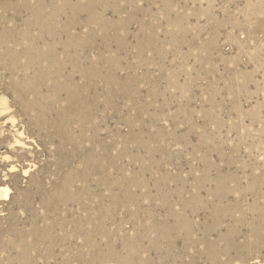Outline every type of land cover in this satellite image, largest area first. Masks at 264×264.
Listing matches in <instances>:
<instances>
[{"label":"rangeland","instance_id":"rangeland-1","mask_svg":"<svg viewBox=\"0 0 264 264\" xmlns=\"http://www.w3.org/2000/svg\"><path fill=\"white\" fill-rule=\"evenodd\" d=\"M0 63V264H264V0H0Z\"/></svg>","mask_w":264,"mask_h":264},{"label":"bare ground","instance_id":"bare-ground-1","mask_svg":"<svg viewBox=\"0 0 264 264\" xmlns=\"http://www.w3.org/2000/svg\"><path fill=\"white\" fill-rule=\"evenodd\" d=\"M53 57H55V56H53ZM0 64H1V63H0ZM82 66H83V65H82ZM83 75H84V74H83ZM56 90H57V89H56ZM5 106H6V105H5ZM5 106H4V107H5ZM7 106H8V105H7ZM103 106H104V105H103ZM10 107H11V106H10ZM10 107H9V108H10ZM93 107H94V106H93ZM1 110H2V109H1ZM3 111H5V108H4ZM6 111H7V110H6ZM6 111H5V112H6ZM11 112H12V111H11ZM10 121H11V120H10ZM77 130H78V129H77ZM21 132H22V131H21ZM18 133H19V132H18ZM21 135L23 136L24 133L22 132ZM16 139H17V138H16ZM15 141H16V140H15ZM16 143H17L18 146H20V147L29 148V146L26 144V142L23 141V139H17V142H16ZM14 146H16V145H14ZM21 149H22V148H21ZM21 149H20V150H21ZM17 150H18V148H17ZM23 156H24V155H23ZM9 158H10V157H9ZM6 159L8 160V158H6ZM18 162H19V161H18ZM15 164H16V163H15ZM28 164H29V163H28ZM30 164H31V163H30ZM16 165H17V164H16ZM22 165H25V164H22ZM54 165H55V164H54ZM9 166H10V165H9ZM11 166H12V165H11ZM25 166L27 167V165H25ZM25 166H24V167H25ZM26 167L23 168L24 170L22 169V171H24V175H28V173H29V168H26ZM15 168H16V166H12V167H11V169H12L11 172H14L13 170H14ZM19 169H21V168H19ZM19 169H18V170H19ZM16 170H17V169H16ZM31 170H32V169H31ZM20 171H21V170H20ZM17 172H18V171H17ZM29 176H30V174H29ZM42 177H43V176H42ZM31 183H32V182H31ZM36 183H37V182H36ZM5 185H6V184H5ZM34 185H35V184H34ZM6 186H7V185H6ZM43 186H44V185H43ZM28 187H29V186H28ZM39 190H40V189H39ZM9 192H10V191H9L8 187H2V186H0V196H1V197H4L5 199H7ZM47 197H48V196H47ZM24 199H25V198H24ZM16 202H17V201H16ZM26 202H27V201H26ZM45 202H46V201H45ZM45 202H44V203H45ZM42 203H43V202H42ZM44 203H43V204H44ZM57 203H58V202H57ZM16 204H17V203H16ZM22 209H23V208H22Z\"/></svg>","mask_w":264,"mask_h":264}]
</instances>
